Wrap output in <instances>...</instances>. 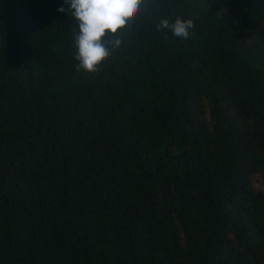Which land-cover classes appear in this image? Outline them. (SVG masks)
Returning <instances> with one entry per match:
<instances>
[{"label": "trees", "instance_id": "16d2710c", "mask_svg": "<svg viewBox=\"0 0 264 264\" xmlns=\"http://www.w3.org/2000/svg\"><path fill=\"white\" fill-rule=\"evenodd\" d=\"M62 5L0 0V264H264V0H146L91 73Z\"/></svg>", "mask_w": 264, "mask_h": 264}, {"label": "clouds", "instance_id": "9594fccd", "mask_svg": "<svg viewBox=\"0 0 264 264\" xmlns=\"http://www.w3.org/2000/svg\"><path fill=\"white\" fill-rule=\"evenodd\" d=\"M146 0H63L57 10L70 14L77 22L78 31L74 35L77 61L76 71L97 72L113 49L122 43L120 30L126 28L141 11ZM194 27L191 19L177 17L170 22L162 18L157 30L170 29L175 37L187 40ZM108 37L107 46L105 38Z\"/></svg>", "mask_w": 264, "mask_h": 264}, {"label": "rangeland", "instance_id": "374dc122", "mask_svg": "<svg viewBox=\"0 0 264 264\" xmlns=\"http://www.w3.org/2000/svg\"><path fill=\"white\" fill-rule=\"evenodd\" d=\"M257 181H258V179H257Z\"/></svg>", "mask_w": 264, "mask_h": 264}]
</instances>
